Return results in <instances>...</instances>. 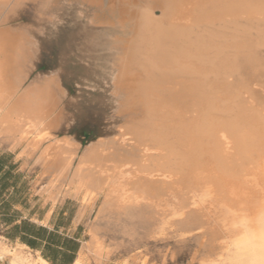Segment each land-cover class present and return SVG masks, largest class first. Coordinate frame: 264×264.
Wrapping results in <instances>:
<instances>
[{"label":"rangeland","instance_id":"1","mask_svg":"<svg viewBox=\"0 0 264 264\" xmlns=\"http://www.w3.org/2000/svg\"><path fill=\"white\" fill-rule=\"evenodd\" d=\"M155 11L160 15L158 8ZM118 21L117 10L109 8L106 1L99 5L86 0H0V31L15 30L13 34L22 40V50H25L15 73L18 95L52 80L48 101L54 108L51 110L54 117L51 114V118L38 123L35 132L29 135L38 140L36 149L17 145L19 136L13 139L0 133L11 147L21 149V155L27 154L12 171L21 173L18 191L8 195V206L0 205V244L15 250L14 243L20 241L14 223L7 224L5 219L14 215L19 219L17 222L30 220L68 232L78 240L56 234L76 242L78 248L82 243L86 245L91 264H97L92 252L96 246L102 251V264H245L246 258L253 254L247 249L242 252L235 248V241L241 237L244 224L261 232L257 228L264 212V163L248 166L247 172L252 169L249 167H257L250 174L245 171L248 188L255 189H250L248 195L253 196L258 190L253 201L261 198V211L248 209L251 206L245 210V206H234L219 196L216 189L214 193L212 188L210 191L203 188L201 180L191 185L174 172H169L171 175L155 172L157 194L146 201L134 200L132 182L141 173L137 174L136 164L131 166L137 171L128 163L123 165L124 169L120 167L123 170L117 168L115 172L111 165L118 160L113 159L106 161L103 173L93 175L94 192L73 190V177L82 167L84 153L92 143L107 142L116 154L135 150L134 154L140 155L139 148H143L136 142L133 144L130 135L122 134L139 111L119 107L121 98L113 75L117 69L116 56L120 55L126 39L125 32L131 27L125 24L120 28ZM256 82L260 85H255L257 100L264 105V81L253 82V87ZM49 120L51 125H47ZM49 144H54L55 150L58 144L67 150L59 157L47 156L46 160L43 149ZM72 150L75 152L71 153ZM36 152L40 153L34 156ZM18 156L11 154L10 160H18ZM66 157L72 162L63 171L61 165L54 163ZM260 165L263 167L259 168ZM251 195L248 197L252 199ZM14 210L18 213L14 214ZM92 228L94 233L90 231ZM3 237L8 240L5 242ZM56 240L63 243V238ZM18 251L23 256L34 257L29 249ZM64 262L68 264L67 260ZM0 264H9V261L0 258Z\"/></svg>","mask_w":264,"mask_h":264},{"label":"bare ground","instance_id":"2","mask_svg":"<svg viewBox=\"0 0 264 264\" xmlns=\"http://www.w3.org/2000/svg\"><path fill=\"white\" fill-rule=\"evenodd\" d=\"M86 1L99 5L106 1L109 8L117 10L120 28L125 24L131 27L125 32L120 55L116 56L113 81L120 93L119 107L139 111L122 134L130 135L133 144L136 142L143 148H139L142 155H135V150L116 154L107 142L92 143L84 153L82 167L73 177V190L94 192L93 175L101 173L107 167L106 161L113 159L118 160L111 163L115 172L128 163L136 164L138 171L131 167L142 174L132 182L134 200L146 201L157 194L155 172L162 175L174 172L191 185L201 180L203 188L209 191L212 188L214 193L216 189L219 196L234 206H245L244 210L251 206L247 208L261 211V198L258 196V201H253L258 190L254 197L250 194L252 199L248 197L249 190L254 188H248L245 173L248 166L264 163V105L256 97L257 82L255 88L252 85L264 81V0ZM156 8L160 15L156 14ZM13 32L0 31V110L3 112L0 133L13 139L19 136L17 145L36 149L39 142L29 135L35 132L38 123L54 114L53 104L48 101L53 81L32 86L18 95L15 73L24 49L22 40ZM47 125H51V120ZM58 145L56 150L60 151L55 150L54 144L46 146L43 158L59 157L66 152L67 149ZM71 162L66 157L54 164L66 171ZM263 213L260 227L257 225L261 232L244 224L241 237L235 241V248L253 254L246 258L245 264H264V252H260L264 251ZM14 248L0 247V258H7L9 264H51L40 255L33 254L32 259L21 255L18 250L26 247L19 241L14 243ZM92 252L95 262L102 264V253L97 247ZM83 261L81 255L76 264Z\"/></svg>","mask_w":264,"mask_h":264},{"label":"trees","instance_id":"3","mask_svg":"<svg viewBox=\"0 0 264 264\" xmlns=\"http://www.w3.org/2000/svg\"><path fill=\"white\" fill-rule=\"evenodd\" d=\"M6 159L9 161V169L0 174V205L4 203L3 205L8 206V195L18 191V180L21 173H12L17 163H13L10 160V154L8 158H5L4 155L0 157V172L3 169ZM10 179H12L11 182ZM10 188L12 189L11 192ZM15 213H18V211L14 210ZM5 219L7 224L14 223L13 227L14 230L19 232L17 236L20 238V242L32 248L41 249L43 257L48 261H52V264H66L64 260H67L68 264L72 262L74 254L78 249L76 242L69 240L67 237H61L56 234L57 232L50 231L46 227L31 222L30 220L17 222L19 219L14 215L13 217H6ZM57 238H63V243L59 244L58 240H56Z\"/></svg>","mask_w":264,"mask_h":264},{"label":"crops","instance_id":"4","mask_svg":"<svg viewBox=\"0 0 264 264\" xmlns=\"http://www.w3.org/2000/svg\"><path fill=\"white\" fill-rule=\"evenodd\" d=\"M45 146V145H44ZM40 152H36L35 154H33L34 156L36 155V154H39ZM9 154L11 155V154H19V159L18 160H16V161H12L13 163H19V161H20V159H21V157H23L24 155H27V154H22L21 155V149H15V148H13V147H11V145H9L8 144V142L7 141H4L3 140V138L0 136V157L2 156V155H4L5 156V158H8V156H9ZM9 169V161L6 159V162H5V164H4V166H3V169H2V171L0 172V174H2L3 172H6L7 170ZM41 225H43L44 227H46L47 229H49L50 231H55V232H57V233H59V234H62V235H66V236H68V237H71V238H73V239H75V240H78L77 238H75V237H72V236H69V233L67 232H64V230H58V229H56L54 226H51V225H47V224H41ZM90 231H92V233H94L95 232V228H92ZM4 238V239H3ZM2 239L6 242V240H8V239H6L5 237H3ZM17 241H19V240H17ZM20 242V241H19ZM22 243V242H21ZM22 244H24V243H22ZM25 245V247H26V249H30L32 252H33V254L35 255V257H37L38 255H40V256H42L43 257V255H42V251H41V249H37V248H32V247H30V246H28V245H26V244H24ZM86 245H84L83 243H82V245H80V247L78 248V250L75 252V254H74V257H73V260H72V262L70 263V264H76V261H77V259L81 256V255H83V257H84V261H83V264H91L90 263V260H89V257H88V255H87V253H86ZM97 247V246H96ZM95 247V248H96ZM98 249V248H97ZM93 250V249H92ZM99 250V249H98ZM99 252H101L102 253V251L101 250H99ZM44 258V257H43ZM46 259V258H45ZM93 259H94V255H93ZM95 260V259H94ZM51 264L53 263L52 261H49Z\"/></svg>","mask_w":264,"mask_h":264}]
</instances>
